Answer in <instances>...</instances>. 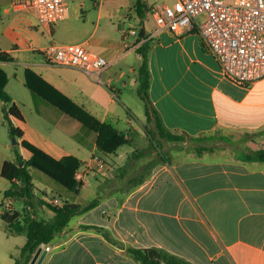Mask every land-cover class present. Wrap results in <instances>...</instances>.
I'll return each mask as SVG.
<instances>
[{
    "label": "crops",
    "instance_id": "obj_1",
    "mask_svg": "<svg viewBox=\"0 0 264 264\" xmlns=\"http://www.w3.org/2000/svg\"><path fill=\"white\" fill-rule=\"evenodd\" d=\"M2 2L0 27L1 12L9 13ZM12 2L15 9L29 8L23 0ZM98 4L101 7L103 0ZM148 17L147 9L144 17L127 13L128 22L121 26L120 36L107 39L99 36L100 24L96 23L80 41L108 55L110 65L100 76L45 59L39 49L57 42L54 33L58 24L44 26L46 34L38 39V45L15 38L7 46L0 37V50L13 57L11 61L0 60V67L8 75L6 90L24 118L12 117L14 125L23 130L22 139L56 158L71 154L83 163L93 154H100L115 167L107 176L88 174V184L74 193L88 188L96 197L80 203L72 201L86 205L97 198V204L75 215V221L50 243L42 244L44 253L35 264H139L128 253L129 246L163 248L193 264H264V161L246 158L248 152L264 148V78L250 84L229 79L206 51L198 31L179 35L160 28L153 9ZM136 26H142L151 40L149 96L165 126L189 136H208L198 140L204 146L201 152L198 144L197 154L177 151L171 157L166 155L168 161H163L158 155L160 149L151 145L154 152L148 153L147 161L131 175L137 156L119 152L122 145L111 154L100 152L97 133L33 93L25 83V70L30 68L41 77L42 81L35 80L40 91L54 95L53 87L121 130L115 121L121 118L120 105L128 111L125 121L129 124L131 109L115 98V90L121 91L113 83V65L135 51L140 66L142 56L136 46L142 40H138ZM26 51L38 53L40 58L22 57ZM139 66L125 68L134 82ZM121 76L122 72L116 80ZM2 105L0 100V144L10 151L14 143ZM220 128L230 132H218ZM127 136L131 137L128 132ZM229 148L234 151L229 152ZM14 159L15 152L10 159L1 152L0 171L5 160ZM147 164L144 179L134 185L132 177ZM120 185L124 188L122 195ZM103 186L107 189L100 193ZM41 192L35 187L37 196ZM40 210L53 215L47 205Z\"/></svg>",
    "mask_w": 264,
    "mask_h": 264
},
{
    "label": "trees",
    "instance_id": "obj_2",
    "mask_svg": "<svg viewBox=\"0 0 264 264\" xmlns=\"http://www.w3.org/2000/svg\"><path fill=\"white\" fill-rule=\"evenodd\" d=\"M136 11L140 17H144L147 9L144 0H136ZM190 31H197L194 27ZM138 40L141 41L136 46V51L141 54L142 62L138 68V87L137 93L144 102L146 122L151 125L145 126V129L151 136V145L158 148V155L163 161H168V157L160 148V141L158 138L166 139L170 142H180L189 136L185 132L177 130H170L167 128L159 114L154 108L150 96V67H149V48L150 38L145 29L141 26L138 29ZM0 60L11 61L13 57L7 51L0 50ZM35 80L42 81L41 77L32 69L25 70V83L33 93L42 95L50 103L58 107L61 111L70 114L78 119L84 126L97 133L96 147L104 154H111L116 152L117 148L124 144H131L132 138L127 136L126 131L117 129L114 125L101 121L83 106L77 104L69 97L62 94L57 89H52L54 95L47 94L40 91L36 85ZM8 75L6 71L0 67V100L3 101L2 112L4 120L8 126V131L11 137L17 140L22 139L23 130L17 127L12 122L11 118L23 120V115L15 104L9 93L6 90V83ZM240 84H247L241 81H235ZM21 145L30 152V157L24 159L18 153L14 160H5L2 164L0 174L9 181L10 185L4 190V198L1 201L2 211L0 213L1 219L6 223L11 233L24 234L26 241L20 247V254L15 258L14 264H29L34 252L42 244L50 243L64 228H66L70 220L77 214H81L92 207H94L98 199L91 200L86 205H81L76 202L65 200L59 206H54L47 203L44 199L35 194V186L33 183L31 170L33 168L42 171L49 177L60 183L68 190L78 192V181L75 179L76 170L82 165V161L74 155H65L61 158H56L32 142L22 139ZM204 146L200 144L198 151L201 152ZM135 156H140L139 150L133 152ZM249 160L264 161V148L253 150L246 154ZM149 164V163H148ZM145 166L141 172H138L132 177L134 185H138L144 178L145 172L149 165ZM6 198H12L21 204L20 208H7L4 204ZM47 205L53 211L52 216L44 215L41 208ZM128 253L139 264H193L190 261L171 254L159 247H138L129 246Z\"/></svg>",
    "mask_w": 264,
    "mask_h": 264
},
{
    "label": "rangeland",
    "instance_id": "obj_3",
    "mask_svg": "<svg viewBox=\"0 0 264 264\" xmlns=\"http://www.w3.org/2000/svg\"><path fill=\"white\" fill-rule=\"evenodd\" d=\"M23 1L28 4V10L26 8L21 10L15 9L12 0H3L2 2L3 7L9 11L7 15H4V13L1 12L3 25L0 27V37L2 43H5L3 45L10 46L11 39L15 38H18L25 43L31 42L38 45V39L43 36V33L46 34V29L44 27L46 25H43L41 22H39L36 15V8L34 5L32 6L31 3L32 0ZM135 1L136 0H103L102 6L99 7V0H66L67 15L63 21L58 23L54 33V39L57 42H80L93 31L96 23L100 24L98 34L99 36L102 35L104 39L120 36L121 26L124 22L125 24L128 22L125 19L126 14L132 12H135L136 16L138 14L136 11ZM144 2L150 17L151 9L163 3L173 4L175 0H144ZM200 18L201 17L198 19ZM136 28L137 30L139 29L138 26H136ZM136 54L137 53L135 51H132L126 57H123L117 61L113 65L115 68L113 71L114 74L112 73L113 83L115 84V87H118L122 93H117V90H115V98L120 104H122V101H124L131 109L130 114L128 113L131 118L130 124L125 121L128 111L125 107H122V105H120L121 118L115 120L118 127L121 130H127L129 135L133 138V144L122 145L119 149V152L132 154L135 149H137L141 153L140 156L135 158L136 164L133 163L135 168L131 169V175L140 169L141 164H144L145 161H147L148 153L154 152V150H152L150 141L151 136L145 129V125L149 127H151V125L147 122L145 123L144 102L137 93L138 83L131 79V72L125 71L127 66L131 65L135 68L139 66L140 60ZM21 55L22 57L28 55L40 58L38 53H33L32 51L22 52ZM103 55L108 59V55L106 53H103ZM121 72L122 76L116 80V77L119 76ZM110 91L113 90L110 89ZM217 130L218 132L223 133L230 132V130L222 128ZM206 136L208 135L200 134L194 138L186 136L185 139L180 142H170L166 139L158 138L157 136H155V139L160 141V148L164 151L165 155L171 157L172 153L177 151L183 154H197L196 148L198 144H202L200 143L201 141L199 139L205 138ZM10 141L14 143L12 141V137ZM220 145L221 144L218 146L220 147ZM251 148L253 149V147ZM229 149V152L234 151L231 148ZM244 149L247 150V148ZM1 152L6 159H10L14 152L15 155L18 153L25 159L29 158L28 150L21 144L17 143L13 144V150L10 151L6 150L4 146L0 144V153ZM91 172L97 173L95 171H90L89 173ZM31 175L33 183H35V187L43 191V193L47 192L50 195L59 197L62 202L69 199L71 201L75 200L76 202L80 203L82 199L90 200L96 197V193H92V191L88 188H85L83 191H80L79 194H76L38 169L33 168L31 170ZM88 181L89 180L87 178L86 184H88ZM9 185V181L0 174V213L3 208L1 201L4 198V190L7 189ZM120 186L119 193L122 195V189L124 188L122 187L123 185ZM106 189L107 188L103 186V189L100 190V193ZM10 200H12V202ZM7 202H10V207L12 209L21 207V204L12 198H6L4 200L5 206ZM43 214L46 215L45 213ZM73 221H75V217L70 220V222ZM24 240L25 235L23 234H11L10 229L0 217V264H14L15 258L20 254V247Z\"/></svg>",
    "mask_w": 264,
    "mask_h": 264
},
{
    "label": "built area",
    "instance_id": "obj_4",
    "mask_svg": "<svg viewBox=\"0 0 264 264\" xmlns=\"http://www.w3.org/2000/svg\"><path fill=\"white\" fill-rule=\"evenodd\" d=\"M31 3L43 25H55L66 18V0ZM153 14L158 27L179 35L196 27L206 51L229 79L250 84L264 78V0H175L154 7ZM131 32L136 34L135 30ZM39 51L48 62L74 67L88 75L100 76L110 65L104 55L83 42H52ZM114 169L110 160L93 154L75 172L78 188L86 184L90 171L107 176ZM41 193L47 203L62 204L59 197ZM6 207L11 208L10 202Z\"/></svg>",
    "mask_w": 264,
    "mask_h": 264
},
{
    "label": "water",
    "instance_id": "obj_5",
    "mask_svg": "<svg viewBox=\"0 0 264 264\" xmlns=\"http://www.w3.org/2000/svg\"><path fill=\"white\" fill-rule=\"evenodd\" d=\"M12 141H13L14 143H17V139H16L15 137H12ZM41 252H42V246H39V247L37 248V250L34 252V254H33V256H32V258H31L29 264H35L36 261H37V259H38L39 257H41V256H39V255L41 254ZM42 253H44V252H42ZM41 255H42V254H41ZM39 259H40V258H39Z\"/></svg>",
    "mask_w": 264,
    "mask_h": 264
}]
</instances>
